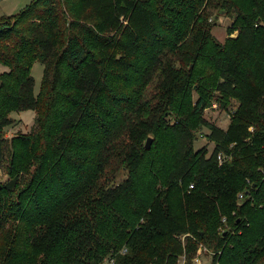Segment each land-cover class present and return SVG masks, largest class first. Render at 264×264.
<instances>
[{
	"label": "trees",
	"instance_id": "obj_1",
	"mask_svg": "<svg viewBox=\"0 0 264 264\" xmlns=\"http://www.w3.org/2000/svg\"><path fill=\"white\" fill-rule=\"evenodd\" d=\"M0 63V264H264V0H33Z\"/></svg>",
	"mask_w": 264,
	"mask_h": 264
},
{
	"label": "rangeland",
	"instance_id": "obj_2",
	"mask_svg": "<svg viewBox=\"0 0 264 264\" xmlns=\"http://www.w3.org/2000/svg\"><path fill=\"white\" fill-rule=\"evenodd\" d=\"M33 0H0V16H10L18 13L27 4H30ZM210 24L212 26V34L219 42H224L227 36V27L230 25L232 18L227 15L224 11L214 9L211 11ZM236 36V32L231 34ZM8 68L0 63V73L7 71ZM44 66L40 62H35L31 69V76L34 79V93H38L40 83L43 77ZM239 104L235 99H231L229 109L223 110L218 107L216 101L212 102V105L204 110V117L211 123H214L221 128L225 129L229 122L230 112ZM12 124L5 128L6 136L12 137L17 133H28L34 127L35 111L34 110H23L18 112H12L10 114ZM207 129L202 128L199 131L198 139L195 141V148L198 149L203 145L208 146L209 154L212 150V143L208 142L205 134ZM124 172L119 175V179H123ZM7 179L3 169H0V181L4 182ZM209 258V257H208ZM207 258V259H208ZM206 263V262H205Z\"/></svg>",
	"mask_w": 264,
	"mask_h": 264
},
{
	"label": "built area",
	"instance_id": "obj_3",
	"mask_svg": "<svg viewBox=\"0 0 264 264\" xmlns=\"http://www.w3.org/2000/svg\"><path fill=\"white\" fill-rule=\"evenodd\" d=\"M225 156L218 154L217 155V159L219 161V163L221 164L222 161L224 160ZM190 187H192V185H190ZM238 201L241 203L243 195L242 193H239L238 195ZM122 253L125 252V250L123 249L121 251ZM207 252L206 248L203 247L202 245H199V248L197 250L196 256L193 258V263L194 264H206V258L204 257L205 253ZM107 262H105L106 264H111L113 262V258L111 259H107ZM185 263V258L184 255L180 258L179 260V264H184Z\"/></svg>",
	"mask_w": 264,
	"mask_h": 264
},
{
	"label": "water",
	"instance_id": "obj_4",
	"mask_svg": "<svg viewBox=\"0 0 264 264\" xmlns=\"http://www.w3.org/2000/svg\"><path fill=\"white\" fill-rule=\"evenodd\" d=\"M152 141V138L151 137H148L147 141H146V144L145 146L148 148L150 146V143ZM227 233V231H223V235H225Z\"/></svg>",
	"mask_w": 264,
	"mask_h": 264
}]
</instances>
